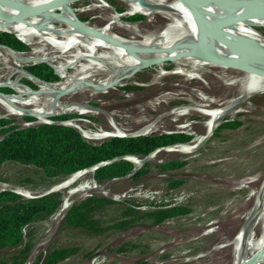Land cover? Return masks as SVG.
<instances>
[{"label":"rangeland","instance_id":"obj_1","mask_svg":"<svg viewBox=\"0 0 264 264\" xmlns=\"http://www.w3.org/2000/svg\"><path fill=\"white\" fill-rule=\"evenodd\" d=\"M44 1L49 3L54 0ZM126 1L72 0L50 8L33 0L23 1L22 4L42 7L32 13L34 18H42L44 15L51 17L50 13L57 16L45 21L46 25L51 26L72 19L70 17L74 15L80 23L88 22L96 27L113 18L115 20L110 23L116 22L121 26L149 23L148 31L151 35L164 23L158 18L157 12L143 15L139 4L140 12L124 16L125 12H129ZM170 1L178 4L177 0ZM224 1H237L248 6L242 0H222ZM147 2L149 5L164 7L170 5L168 0ZM101 4L104 5V10H87L90 6ZM210 6L227 14L239 13L233 5ZM243 9L248 13L250 11V8ZM113 13L119 16H114ZM8 15L10 14L7 12H0V16ZM254 16L261 17L259 14ZM246 26L264 35V26H254L248 22ZM68 37L84 38L85 34L76 32ZM112 37V34H107L97 44L103 48L114 42ZM22 44L25 47L23 50L10 49L15 53H34L31 43ZM86 52L92 53V50L89 48ZM27 58L29 62L19 68L20 72H0V93L17 95L14 87H27L30 91H37L48 98L54 97L50 91L37 89L36 84L29 79L28 75L31 74L27 70L31 65L43 62L52 69L58 80L56 66L59 64L39 57ZM0 60L10 61L7 56L1 55ZM160 62H165L163 68L156 67L157 63L143 66L124 71L120 79H109L107 75L103 79L95 75L76 76L79 78L75 80L81 84H73L72 89L58 96L62 99L61 103L65 104L86 101L97 114L54 109L56 111L52 110L43 118L32 116L27 120L23 116L10 114L6 108L0 106V120L4 121L0 128L61 123L76 129L81 136L84 134L91 137L99 131L109 130L111 126L121 136L183 133L189 137L183 143H188L197 138L202 133L203 126L209 122V114L204 115L202 109L217 107L232 98L237 90L232 84L233 78L244 71L225 66L226 72L221 75L222 69L219 65H202L194 73L197 77L186 79L180 74L170 73L180 68L170 65L167 60ZM69 70L81 73L75 69ZM113 73L118 74L114 71ZM120 82L122 84L119 87L115 85ZM12 83H17V86ZM177 86L179 89H175ZM76 87L86 88L88 92L75 94ZM89 91L99 93L93 98H87ZM187 91L214 101L208 106L205 103L192 102ZM71 92L74 94H70ZM167 94L172 96L169 102L154 104L155 107L143 105L155 103V97ZM128 97L130 100L127 101ZM241 105L222 118L207 140L195 151L183 154L164 146L144 157L126 156L133 167L130 173L120 177L96 181L93 177L94 168L90 174L80 177H72L75 173L73 172L47 178L32 164L16 161L1 163L0 191L9 190L20 196L22 201H32L42 195L52 194L59 203L52 214L40 216L23 228L20 243L0 245V264H42L46 256L55 249H65L66 253L54 264H231V247L227 242L233 237L242 217L253 204L252 195L264 177V89L250 94ZM135 107L144 109V121L139 122L142 115L135 113ZM29 108L22 112H31L34 109ZM177 110L184 113H173ZM60 115L69 117L63 121L53 120V117ZM73 120L81 125L74 127L67 124ZM109 137L112 136L93 137L86 141L96 144ZM171 161H180L181 164L178 167L165 165ZM92 182L97 189L84 188ZM62 183L64 186H61ZM63 198L72 203L70 208L90 200V205L85 210L82 209L85 216L82 224H68L65 220L66 213L61 220L53 223L52 217ZM49 230V239L38 244Z\"/></svg>","mask_w":264,"mask_h":264},{"label":"bare ground","instance_id":"obj_2","mask_svg":"<svg viewBox=\"0 0 264 264\" xmlns=\"http://www.w3.org/2000/svg\"><path fill=\"white\" fill-rule=\"evenodd\" d=\"M33 1L42 3L47 8L54 6L51 5L53 1L49 3L45 2L44 0ZM69 1L72 0H65L59 5H63ZM147 1L149 0H127L125 4H127L129 7V12H125L124 16L131 15L133 12H140L139 5L142 9L143 15H153L157 12V14H159L158 18H161L164 23H162L160 28L151 35H149L148 31V29H150L149 23H135L130 26H121L116 22L111 24L110 21L113 20V18H111L108 22L103 23V25L100 27L91 25L88 22L80 23L78 17L75 15L74 17H70L73 20L68 19L59 25H46L45 21L50 20V18H57V16L55 17L54 15H50L51 17L45 16L42 18L41 16L34 18L32 14L24 16L17 7L18 5H24L19 0H0V12H7L10 14L5 17L0 16V30L8 31L13 35L20 37V40L21 38H24L31 43L32 49L34 50V53L30 52L22 54L15 53L10 48L0 46V55L4 57L7 56L10 60L9 62L0 60V72H20L19 68L29 62V58L27 57H39L47 59L50 62H57V64H59L56 66L58 70L57 72L74 80H78L79 77L76 76L85 77L86 75H95L100 79L105 78L107 75L109 79H113L115 77L120 79L121 74H124V71L137 69L141 66L142 62L150 59L167 60L170 65L175 66V68H180L179 70L170 73L180 74L186 77V79L197 77L194 75V73L198 72L202 68V65L216 66L215 64L210 63L195 54V46L193 45H197L201 36L202 28L195 16L184 4L178 0V4L168 0L170 5H168V7H164L163 5H149ZM242 1L245 3L249 2V0ZM210 4L233 5L239 13L227 14L219 11L213 6H210ZM210 4L202 6V11L205 17L215 24L216 28L218 29L219 35H216L212 28L206 37V43L210 45L213 50L216 51V53H218L220 56L231 59L242 58L241 54L234 51L232 47V45L237 43L240 39H246L264 50V35L259 34L256 31H252L246 26L247 22L251 25H264L263 16H254V18L248 20L239 18L238 14H241V12L242 17L248 13L243 8L248 9L250 7L247 6V4H242L241 2L237 1H220ZM95 8H99L101 10L105 9L104 5L101 4L100 6H90L87 10ZM113 14L114 16H119L116 13ZM135 27L137 29H135ZM76 32L84 33L85 37H68L69 35H72ZM107 34H112L114 36L112 37L114 42H111V44L101 48V46L97 44V41L104 38V36ZM21 42L23 41L21 40ZM24 44L29 45L26 42ZM89 48L92 50V53L86 52V50L89 51ZM164 63L165 62H158L155 64V66L158 68H163ZM252 66L264 71V65L262 64H252ZM219 67L222 69L221 75H224L226 72V67L222 65H219ZM69 69H75L76 72L79 71L81 73H75L73 70ZM113 71L118 72V74H114ZM206 74L209 73L207 72ZM28 76L29 79L34 82V84H36L37 89L39 88L50 91L55 96L48 98L42 94H39L37 91H30L27 87H14V90L20 95H5L0 93V106L6 108L10 114L23 117L35 116V118H43L50 114L49 112L54 109L73 111L80 114L98 113L97 111L90 108L86 104V101L80 103H61L62 99L58 98L59 95L57 92L65 89L70 90L72 89L71 87L65 86L63 84H44L41 83V81L39 82L31 75ZM16 84L17 83H12L13 86H17ZM121 84L122 83L120 82L115 85L119 87ZM232 84L237 87L235 95L232 98L226 100L217 107L202 109L204 115L209 114L208 118H210L209 122L203 126L202 133L197 138L188 143L174 145L168 147L167 149L183 154L195 151L202 143H204V141L207 140L213 129L222 120V118L234 112L238 106L247 100L250 94L260 92L262 89H264V76L250 72H241L233 78ZM177 88L179 89L178 86L175 87V89ZM86 92H88L86 88H75V94ZM98 93L89 91L87 98H93L95 95H98ZM187 93L189 100L192 102L195 101L199 103H205L204 105L208 106L214 101L213 99H209L207 97L200 95L198 96L191 91H187ZM70 94H74V92H71ZM101 95L104 96V94ZM171 97L172 96L169 94L158 96L155 97L157 102H149L143 105L154 106V104H159L160 102H169L172 99ZM75 98L76 97H74V99ZM149 99L151 98L149 97ZM126 100H130V98L128 97ZM29 107H34V109H32L31 112H22L23 109ZM134 109L135 113L138 115H142L144 112L143 108L139 109L135 107ZM173 113L183 114L184 112L180 111L179 113L177 110L173 111ZM145 118L142 115L139 122L144 121ZM67 124L77 127L80 122H75L73 120ZM117 134L119 133H117L116 128L110 126L109 130L99 131L97 134H94L91 137L90 135L88 136L82 134V137L86 140L93 137L101 138ZM92 170L93 168L90 167L87 170L72 174V177H80L84 174H90ZM61 186H64V184L62 183ZM84 188L91 190L97 189L94 182L86 184ZM20 193L24 192L20 191ZM252 197L253 204L242 217L241 223L233 237L227 242L228 246L231 247V253H229L231 254V264L264 263V177L260 181ZM71 204L72 203L67 198L62 199L61 205L52 217L54 224L61 220L63 215L70 208ZM50 234L51 230L47 231L46 235L42 240H40L38 244L45 243L49 239ZM224 243L226 244V242ZM226 248L223 250H226Z\"/></svg>","mask_w":264,"mask_h":264},{"label":"trees","instance_id":"obj_3","mask_svg":"<svg viewBox=\"0 0 264 264\" xmlns=\"http://www.w3.org/2000/svg\"><path fill=\"white\" fill-rule=\"evenodd\" d=\"M19 1L23 3L28 0ZM19 38L0 31V46L15 51L23 50L25 47ZM21 40L30 45L24 38ZM27 72L44 84H63L68 87L81 84L61 73H59L60 79L57 80L52 69L43 62L31 65ZM67 117L69 115H60L53 117V120L63 121ZM24 118L31 119V117ZM2 125L4 121L0 120V126ZM0 133L2 134L0 164L7 161L32 164L38 167L47 178L77 173L97 165L93 170V177L96 181L130 173L133 166L126 160V156L144 157L157 148L185 144L183 142L189 139L183 133L161 132L136 136H112L94 144L83 139L76 129L61 123L9 126L4 129L0 128ZM180 164V161H171L165 165L178 167ZM89 202L90 200H87L69 208L68 213L65 214L66 222L70 225L82 224L85 221L83 210L90 205ZM58 203L59 200L52 194L42 195L32 201H22L20 196L9 190L0 191V245L20 243L23 228L40 216L52 214ZM65 253V249L52 250L42 264H54L64 257Z\"/></svg>","mask_w":264,"mask_h":264},{"label":"water","instance_id":"obj_4","mask_svg":"<svg viewBox=\"0 0 264 264\" xmlns=\"http://www.w3.org/2000/svg\"><path fill=\"white\" fill-rule=\"evenodd\" d=\"M64 1L65 0H54L51 3V5L57 6ZM178 1L184 4L191 11V13L195 16V18L197 19V21L199 22L202 28L200 39L195 47L196 55L216 65L236 68L244 72H250V73H255V74L264 76V71L259 70L252 66V64L264 65V50L260 48L259 46H257L256 44L246 39L238 40V42L232 45V47L234 51L241 54L242 58L231 59V58L220 56L218 53H216V51L213 50V48L210 45L206 43V37L210 33L212 28L216 35H219V32L215 24H213L210 20H208L205 17L202 11V6L213 3V2H219L222 0H178ZM248 6L250 7L249 13H246L243 17L241 16V14H238L239 18L248 20V19L254 18V15H258V14L264 17V0H249ZM17 7L21 11V14L24 16L32 14L40 10V8H42L40 6H26V5H18ZM254 26H264V25L254 24ZM160 60L162 61V59L146 60L141 63L140 67L158 63L160 62ZM65 91L67 90H60L58 92V95L64 93ZM111 136H121V135H111ZM126 159L128 160V158ZM96 166L97 165L90 166V167L94 169Z\"/></svg>","mask_w":264,"mask_h":264},{"label":"flooded vegetation","instance_id":"obj_5","mask_svg":"<svg viewBox=\"0 0 264 264\" xmlns=\"http://www.w3.org/2000/svg\"><path fill=\"white\" fill-rule=\"evenodd\" d=\"M17 95H19V93Z\"/></svg>","mask_w":264,"mask_h":264}]
</instances>
